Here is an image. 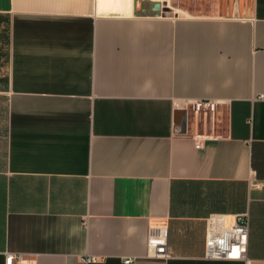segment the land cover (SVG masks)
Instances as JSON below:
<instances>
[{
	"label": "crops",
	"instance_id": "crops-1",
	"mask_svg": "<svg viewBox=\"0 0 264 264\" xmlns=\"http://www.w3.org/2000/svg\"><path fill=\"white\" fill-rule=\"evenodd\" d=\"M101 1L0 0V264H264V0ZM195 98L225 101L200 148ZM243 212L246 259L206 258L207 218Z\"/></svg>",
	"mask_w": 264,
	"mask_h": 264
},
{
	"label": "built area",
	"instance_id": "built-area-1",
	"mask_svg": "<svg viewBox=\"0 0 264 264\" xmlns=\"http://www.w3.org/2000/svg\"><path fill=\"white\" fill-rule=\"evenodd\" d=\"M169 0H162L165 4ZM259 97H262L260 95ZM225 101L217 98H195L188 102L189 136L195 147L200 148L206 140L224 138L220 131L221 109ZM259 185V184H258ZM260 186V185H259ZM249 230L247 212L229 215L212 214L206 220L204 256L209 259H246ZM148 252L152 256L167 255V225L159 221L150 228L147 238ZM133 257L124 258V264H132ZM85 262L96 261L95 256H86ZM4 264H35L21 252H5Z\"/></svg>",
	"mask_w": 264,
	"mask_h": 264
},
{
	"label": "rangeland",
	"instance_id": "rangeland-1",
	"mask_svg": "<svg viewBox=\"0 0 264 264\" xmlns=\"http://www.w3.org/2000/svg\"><path fill=\"white\" fill-rule=\"evenodd\" d=\"M163 17H216L222 15L215 6V0H169L162 6Z\"/></svg>",
	"mask_w": 264,
	"mask_h": 264
},
{
	"label": "bare ground",
	"instance_id": "bare-ground-1",
	"mask_svg": "<svg viewBox=\"0 0 264 264\" xmlns=\"http://www.w3.org/2000/svg\"><path fill=\"white\" fill-rule=\"evenodd\" d=\"M158 1H162V0H158ZM120 3V0H102L101 1V10L108 8L112 5H118Z\"/></svg>",
	"mask_w": 264,
	"mask_h": 264
}]
</instances>
